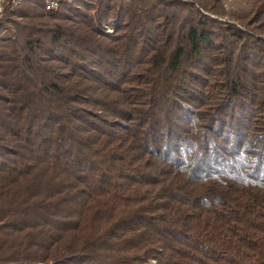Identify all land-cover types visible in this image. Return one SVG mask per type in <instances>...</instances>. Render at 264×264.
<instances>
[{"label": "trees", "instance_id": "1", "mask_svg": "<svg viewBox=\"0 0 264 264\" xmlns=\"http://www.w3.org/2000/svg\"><path fill=\"white\" fill-rule=\"evenodd\" d=\"M251 5L30 0L0 18V264H264Z\"/></svg>", "mask_w": 264, "mask_h": 264}, {"label": "built area", "instance_id": "2", "mask_svg": "<svg viewBox=\"0 0 264 264\" xmlns=\"http://www.w3.org/2000/svg\"><path fill=\"white\" fill-rule=\"evenodd\" d=\"M30 0H0V18L7 12H12L18 8L22 3ZM41 2L45 10L54 12L58 9L62 0H32ZM69 1V0H68ZM106 33L111 34L112 31L107 29Z\"/></svg>", "mask_w": 264, "mask_h": 264}, {"label": "rangeland", "instance_id": "3", "mask_svg": "<svg viewBox=\"0 0 264 264\" xmlns=\"http://www.w3.org/2000/svg\"><path fill=\"white\" fill-rule=\"evenodd\" d=\"M254 1L255 0H223V5L229 13H235L237 15H244L250 10L252 6L251 4ZM221 20L223 21V19ZM224 20H226V18ZM104 28L105 30L109 29L113 32L112 28H107V27H104Z\"/></svg>", "mask_w": 264, "mask_h": 264}]
</instances>
